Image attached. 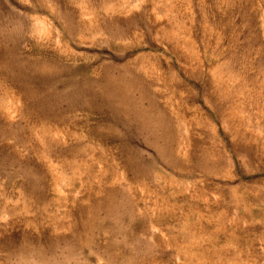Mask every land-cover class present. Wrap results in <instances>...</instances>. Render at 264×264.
Segmentation results:
<instances>
[{
  "label": "rangeland",
  "instance_id": "374dc122",
  "mask_svg": "<svg viewBox=\"0 0 264 264\" xmlns=\"http://www.w3.org/2000/svg\"><path fill=\"white\" fill-rule=\"evenodd\" d=\"M0 264H264V0H0Z\"/></svg>",
  "mask_w": 264,
  "mask_h": 264
}]
</instances>
